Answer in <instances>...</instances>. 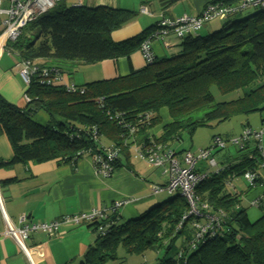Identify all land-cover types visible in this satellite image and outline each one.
Wrapping results in <instances>:
<instances>
[{"label": "trees", "instance_id": "trees-1", "mask_svg": "<svg viewBox=\"0 0 264 264\" xmlns=\"http://www.w3.org/2000/svg\"><path fill=\"white\" fill-rule=\"evenodd\" d=\"M246 13L205 35L183 37L175 55L155 57L150 64L143 59L144 67L126 76L80 85L82 93L46 86L34 77L24 90L29 101L23 107L0 97V134L7 138L12 150V158L1 161L0 167L70 162L85 156L92 160L103 148L113 146L119 148L112 164L116 169L121 156L131 158L134 149L142 152L158 147L162 151L172 148V143L180 142L183 134H192L198 127L217 125L235 115H261L264 12L235 15ZM134 15L107 7L54 8L28 23L20 36L6 46L17 53L19 60L63 70L70 65L129 58L140 53L142 42L156 30L154 26L133 38L113 42L111 33ZM212 85L221 94L240 91L241 95L232 101L216 102L210 93ZM161 110L167 112L169 121L155 136L152 129L162 121ZM38 112L48 117L44 125L32 120ZM120 118L121 122H117ZM263 121L261 117L260 125ZM124 126L129 130H124ZM225 149L214 151L222 171L210 173L195 188L210 213L223 212L214 234L208 232L192 242V220H182L188 206L183 198L173 194L135 218L123 221L119 210L103 222H89L87 226L96 237L78 264L121 263L122 258L117 257L119 245L127 254L143 255L147 250L162 249L163 256L156 264H264V213L251 222L240 206L242 194L225 191L227 181L230 185L235 177H241L248 189L264 186L259 172L264 167L260 166L254 141L237 147L238 163L232 162L229 150ZM221 152L222 157H217ZM200 165L204 167L197 166L198 173L209 171L205 163ZM246 172L255 174V186H248ZM5 183L8 181L0 186ZM259 195V204L253 208L264 209V196ZM247 204L252 207L249 201ZM98 226L103 227V234L96 233ZM179 238L183 242L177 244ZM142 257L141 264H146V257Z\"/></svg>", "mask_w": 264, "mask_h": 264}, {"label": "crops", "instance_id": "crops-1", "mask_svg": "<svg viewBox=\"0 0 264 264\" xmlns=\"http://www.w3.org/2000/svg\"><path fill=\"white\" fill-rule=\"evenodd\" d=\"M218 1L232 0H82L81 6L107 7L134 12V17L128 23L110 35L113 42H120L133 38L151 27H156L160 20H173L182 15L197 16L206 4ZM75 3L74 0H63L57 3L55 9L63 10L72 7ZM140 9L147 10L150 15L141 13ZM214 21L205 24L200 30L204 29L209 32L215 29L212 28ZM164 42L168 46L165 47ZM178 44L179 40L170 35L163 41L153 40L151 49L156 58L170 57L179 51L176 50ZM18 62L19 58L14 50L7 48L2 54L0 58V97L21 108L26 102L23 99L25 89L16 67ZM88 66L91 67L89 70L82 69ZM143 67L144 61L141 54L135 52L129 58L105 60L89 65H70L64 68V72L70 82L80 86L123 77ZM78 69L80 71L76 73L75 78L73 73ZM160 117L161 123L152 129L155 136L161 134L162 126L169 121L165 110L160 111ZM262 117L264 119V115ZM32 120L44 125L48 117L44 112H38ZM243 128L244 126L239 134ZM218 156L221 158L222 152L218 153ZM230 156L233 163H238L237 155L231 154ZM11 158L12 150L9 141L0 134V162L9 161ZM134 159H137L134 153L128 159L122 155L119 165L109 178H102L94 173L92 160L88 156L70 162L16 164L7 169L0 167V184L8 181L6 185L0 186L3 212L13 223H17L21 216L33 222H50L62 216L87 213L94 208H104L115 201L132 197L136 201L123 207L120 215L123 221L135 218L155 204H161L167 200L168 198L163 200L164 195L168 197L170 195L166 193L152 195L150 186L164 184L166 176L161 169L160 173L150 172L146 163ZM203 167L204 165L198 166L199 169ZM259 172L264 177V169ZM232 190L231 192L242 194L241 198L246 203L259 194L264 196V186L260 185L255 189L245 187L238 191L235 187V190ZM3 230L4 226L0 217V233ZM95 237V233L85 223L78 226L66 225L55 236H47L43 233L32 234L25 241V245L33 264H78L88 246L94 242ZM0 264H30V261L12 239L5 237L0 240Z\"/></svg>", "mask_w": 264, "mask_h": 264}, {"label": "built area", "instance_id": "built-area-1", "mask_svg": "<svg viewBox=\"0 0 264 264\" xmlns=\"http://www.w3.org/2000/svg\"><path fill=\"white\" fill-rule=\"evenodd\" d=\"M63 0H0V58L7 50V43L14 42L21 34L26 25L34 21L40 15L54 9L58 2ZM76 3L72 6L78 8L82 0H74ZM264 10V0H238L233 3H224L222 1L209 3L204 6L201 13L197 16L182 15L173 20H160L156 24V30L144 40L140 47L142 58L147 64L153 62L155 58L151 49L153 40H161L167 36L173 35L177 39L186 36H194L208 22L212 20H223L235 14L245 11ZM143 14L150 15L147 10L140 9ZM165 47L168 46L164 42ZM18 75L23 83L24 89L27 88L34 77H37L41 84L46 86L58 87L66 92L82 93V88L70 82L67 74L62 68L57 66H38L27 60H19L17 66ZM23 99L28 102L27 95L23 94ZM98 102H101L99 100ZM117 118L119 116H116ZM122 118L117 122H121ZM123 129H127L125 126ZM129 130V128L127 129ZM129 132L132 133V130ZM130 133V134H131ZM254 141L257 152L261 159V167H264V121L257 130L252 127L242 129L241 133L231 139L223 140L220 136H214L209 147L197 150L195 152L186 151L179 156L172 148L160 150L158 147L144 149L140 152L134 149V155L137 159L147 165L161 169L166 176V181L162 185H151L152 195L166 193L168 195L180 194L188 206V212L182 220L191 218L192 227L195 229L194 240L198 241L203 234H214V227L218 224L219 219L223 216L221 210L210 213L207 204L201 203L196 193V186L210 173L222 171L219 168L218 160L214 151L217 149L224 150L227 144L243 147L245 143ZM119 154V148L109 146L102 149L92 157L94 173L102 178H109L115 170L113 162ZM201 163H205L212 172L198 173L196 168ZM244 179L249 187H253L255 174L246 172ZM229 185V181L226 183ZM261 199L260 195L249 200L252 207H256ZM135 198L126 197L113 202L104 208H94L87 213L77 215L62 216L57 220L50 222L29 221L25 216H21L17 223H13L3 212L0 201V217L3 222L4 230L0 233V240L8 237L18 246L20 251L27 255L25 241L32 234L43 233L47 236H55L60 233L63 226H78L81 224H90L89 222L98 220L105 221L110 214L118 212L123 207L135 202ZM103 227L98 226L96 233L103 234ZM194 244L192 243L193 247Z\"/></svg>", "mask_w": 264, "mask_h": 264}, {"label": "rangeland", "instance_id": "rangeland-1", "mask_svg": "<svg viewBox=\"0 0 264 264\" xmlns=\"http://www.w3.org/2000/svg\"><path fill=\"white\" fill-rule=\"evenodd\" d=\"M249 12L251 13L252 10ZM245 15H247V13L241 16H236V15L231 16L223 20H215L212 24V28L219 29V28L225 27L229 25L233 20H236ZM0 30H1V26H0ZM206 33L207 32L204 29L199 31V34L201 35H205ZM176 40H179V39L176 38ZM179 49L180 47L177 46L176 50L178 51ZM83 68L84 70H89V68L91 67L90 66L82 67V69ZM79 71L80 69L76 70L73 73L74 77L76 73H78ZM210 93L216 102L232 101L241 95L240 91H237V92L233 91L227 94H221L216 90L215 86L213 85L210 86ZM263 115L264 113H262L261 115H259L258 113H252L246 116L245 115H235V116H232L230 119L220 124H217V125L198 127L192 134H183L182 140L180 142L174 143L172 145V149L175 151L177 156H179L180 154L186 151L195 152L200 148L202 149L207 148L209 147L211 138L213 136L218 135L223 140L231 139L237 136L242 126L247 125V123H249L250 127H252L253 130H257L259 127H261L260 118ZM225 150H229L230 154L237 155V152H236L237 147L235 145L227 144ZM134 160L139 162L138 159H134ZM147 167H149L150 168L149 170H151L150 172H153L154 174H155V171L159 173L161 172L160 169L153 168L149 165H147ZM208 170L210 172L213 171V169H208ZM235 187L238 191L246 187L245 182L241 179V177L233 178L230 185L225 184V191L231 193L232 188H234L235 190ZM164 196L165 198L163 200L168 198L167 195H164ZM163 200H160V201H163ZM240 203H241L240 206L245 209L246 215L251 222L256 221L264 213V209H255L253 207H249L246 201L243 199L241 200ZM181 242H183V239L179 238L177 240V244ZM143 255L144 257H146V261H147L146 264H156L157 261L160 258H162L163 250L162 249H159V250L151 249V250H147ZM143 255H138V254H133V253L127 254L124 248L121 245H119L117 248V257L122 258L121 263H117L118 261H116L114 262V264H141L143 261V257H142Z\"/></svg>", "mask_w": 264, "mask_h": 264}, {"label": "bare ground", "instance_id": "bare-ground-1", "mask_svg": "<svg viewBox=\"0 0 264 264\" xmlns=\"http://www.w3.org/2000/svg\"><path fill=\"white\" fill-rule=\"evenodd\" d=\"M260 12H264V10H261ZM177 195H179V197H181V195L180 194H177ZM27 255H25L27 258H28V260L30 261V264H33L32 263V261H31V259H30V254H29V251H27V253H26Z\"/></svg>", "mask_w": 264, "mask_h": 264}, {"label": "clouds", "instance_id": "clouds-1", "mask_svg": "<svg viewBox=\"0 0 264 264\" xmlns=\"http://www.w3.org/2000/svg\"><path fill=\"white\" fill-rule=\"evenodd\" d=\"M217 159V158H216Z\"/></svg>", "mask_w": 264, "mask_h": 264}]
</instances>
